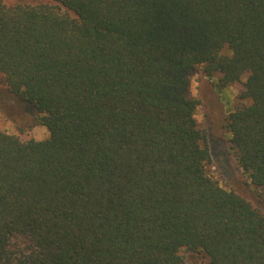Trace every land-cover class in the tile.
Returning a JSON list of instances; mask_svg holds the SVG:
<instances>
[{
  "label": "trees",
  "instance_id": "trees-1",
  "mask_svg": "<svg viewBox=\"0 0 264 264\" xmlns=\"http://www.w3.org/2000/svg\"><path fill=\"white\" fill-rule=\"evenodd\" d=\"M243 80L224 128L264 205V0H0V264H264V212L207 171L191 74Z\"/></svg>",
  "mask_w": 264,
  "mask_h": 264
},
{
  "label": "rangeland",
  "instance_id": "rangeland-1",
  "mask_svg": "<svg viewBox=\"0 0 264 264\" xmlns=\"http://www.w3.org/2000/svg\"><path fill=\"white\" fill-rule=\"evenodd\" d=\"M46 0H7V4H36ZM217 77L206 78L196 69L190 76L189 95L199 101L195 119L205 130L208 146L211 149V164L208 173L226 190H233L264 212V205L256 199L250 181L237 166L230 153L229 135L224 121L237 107V96L243 90V82L222 90L216 87ZM36 114L26 103L9 94L0 74V130L14 135L21 141H41L48 137L45 127L35 123ZM182 264H209L202 256L183 252Z\"/></svg>",
  "mask_w": 264,
  "mask_h": 264
}]
</instances>
